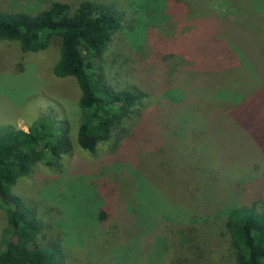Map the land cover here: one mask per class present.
Here are the masks:
<instances>
[{"label":"rangeland","instance_id":"1","mask_svg":"<svg viewBox=\"0 0 264 264\" xmlns=\"http://www.w3.org/2000/svg\"><path fill=\"white\" fill-rule=\"evenodd\" d=\"M53 1L0 0V12L34 15ZM94 1L122 13L99 57L105 82L142 95L94 153L75 143L73 79L51 73L57 39L38 52L0 42V129L48 118L72 145L11 188L43 226L36 242L57 241L62 264H235L223 212L236 204L225 187L250 176L240 206L264 212V0H178L176 17L166 0ZM99 195L130 214L125 238L114 219L99 225ZM5 227L0 209V248Z\"/></svg>","mask_w":264,"mask_h":264},{"label":"trees","instance_id":"2","mask_svg":"<svg viewBox=\"0 0 264 264\" xmlns=\"http://www.w3.org/2000/svg\"><path fill=\"white\" fill-rule=\"evenodd\" d=\"M166 1L167 13H172L173 17L179 15L178 0ZM120 16L121 11L111 3L94 0H82L73 8L64 0H56L34 15L0 12V42L15 41L22 52H38L57 39V60L51 73L56 78L69 77L75 83L80 115L75 143L88 153H94L97 145L108 139L110 132L127 115V109L142 97L134 94L133 85L129 89H113L105 82L100 67V55L122 27ZM152 61L156 62L144 63L146 71ZM186 70H180L178 82L183 81ZM211 87H214L213 83ZM165 89L171 88H161V91ZM224 89L226 95L234 97L233 91ZM59 124L43 118L31 122L26 131L0 129V209L6 220L0 264H62V251L57 241L45 245L36 242L43 226L35 209L11 192L16 181L25 177L37 162L52 166L61 156L71 152L67 128ZM247 176L242 175L236 185L229 187V183L225 187L227 196L230 195L236 205L223 212V227L235 264H264V212L256 213L252 207L240 206V199L245 194L240 192L239 185L244 180H251ZM100 195L96 197L98 208L93 215L99 225H106L111 218L114 219L118 232L125 233L122 235L125 238L128 234L126 229L132 230L128 228L132 222L130 214H126L128 211L120 203L117 210H113L112 203ZM236 196L239 199H234Z\"/></svg>","mask_w":264,"mask_h":264}]
</instances>
